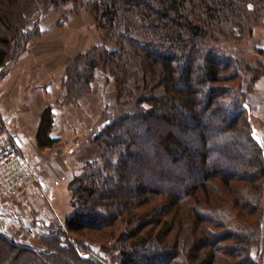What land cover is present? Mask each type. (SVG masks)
<instances>
[{"label": "trees", "instance_id": "1", "mask_svg": "<svg viewBox=\"0 0 264 264\" xmlns=\"http://www.w3.org/2000/svg\"><path fill=\"white\" fill-rule=\"evenodd\" d=\"M68 4L102 42L68 65L61 103L75 108L98 70L116 103L90 132L100 159L69 183L73 211L43 248L8 233L0 212V264H108L86 251L89 234L114 240L118 264H264V147L246 102L264 65L227 50L253 36L264 0H0V71L41 33L40 15ZM54 120L48 106L41 148L58 141Z\"/></svg>", "mask_w": 264, "mask_h": 264}, {"label": "crops", "instance_id": "2", "mask_svg": "<svg viewBox=\"0 0 264 264\" xmlns=\"http://www.w3.org/2000/svg\"><path fill=\"white\" fill-rule=\"evenodd\" d=\"M58 22V18L41 21L42 35L32 40L26 53L0 77V115L21 140L24 153L36 166L44 189L30 186L12 198L29 202L34 200L32 193L41 191L51 205L64 194L63 186L71 181L73 174H79L85 163L100 158L98 146L88 136L104 110L116 103L114 81L103 71L96 72L91 92L80 100L74 114L59 103L67 66L90 47L100 44L101 37L89 12L68 15L61 25ZM253 38L255 47L264 50V18L263 26L255 29ZM247 96V105L253 106L264 124V77L254 83ZM48 106L55 115L51 136L58 141L52 147L41 148L37 132L42 113ZM261 129L264 130V126ZM257 140L264 145V136H257ZM28 215L19 216L27 222Z\"/></svg>", "mask_w": 264, "mask_h": 264}, {"label": "rangeland", "instance_id": "3", "mask_svg": "<svg viewBox=\"0 0 264 264\" xmlns=\"http://www.w3.org/2000/svg\"><path fill=\"white\" fill-rule=\"evenodd\" d=\"M83 12H87V11H81L79 13L72 12V6L68 4L56 10H52L51 8L48 12L44 13L43 15H40L37 20L39 21V23H41V21H43L44 19H48V22H50L51 20L55 21L58 18L59 20L58 24L60 23L62 24L65 18L68 17V15L81 14ZM94 24H95V21H94ZM262 26H263V21L257 28H260ZM41 35L42 34L40 33L39 35L33 36L29 39L27 48L24 54L26 53L28 49L29 43ZM101 42H102V38H101ZM255 42L256 40H254L253 36L250 38L244 39L242 41H239V42L230 41L228 43L227 50L229 52H232L239 60H244L245 63L248 64L249 67L252 68L254 71H259L263 69L264 56H261V54L259 53V50H263V49L256 48ZM109 47L113 48L114 46L110 45ZM18 59L10 61L5 66V68L2 69V71H0V77L4 71L6 72V69L9 67V65L17 61ZM98 71H101V70H98ZM250 76L251 75L246 74L245 76L246 82L249 81ZM262 77H264V75ZM62 95H63V90H62ZM86 95H84L83 97H85ZM247 97L248 96H246V98ZM253 98L255 99V97ZM59 103L63 106H67V105L62 104L61 100ZM78 106L79 104L75 108H71L67 106L71 110V115L74 114ZM111 107L112 106L107 107L106 109H110ZM249 108L251 109L250 111L252 114V122L254 124L255 136L256 138L257 136L262 137L264 136V130H262L261 128L264 126V124L256 116L257 112H255L253 106ZM88 137H89L88 139H90V134ZM99 152H100V157H101L100 149H99ZM83 167L80 170L79 174L82 172ZM67 169L68 167L65 166L64 171L67 172ZM73 175L74 176L71 178V180L78 174H73ZM69 183L66 186H63L65 188V192H64L65 195L62 193L60 195V198L57 197L56 200H53V205L49 203V201L46 199V197L41 191H39L38 193H32V195L34 196V200L33 201L30 200L29 202H25L24 200H17V199L12 198V196L15 195L16 193H9V192L1 193L2 198L0 201V212L2 214L1 219H2V222L4 224L6 231L20 242L30 244L36 248H43V245L41 244V235L49 231L47 226L49 227L52 224V222H55V221L63 222L64 218L70 215L73 211V207L71 205L72 192L69 189ZM27 188L28 187L24 189H27ZM35 194H38V196H36ZM263 207H264V198H263ZM24 214H29L27 217V222L29 220L35 222V225H33L34 227L32 229L24 228L22 226V222L20 220H17L16 216H19V215L22 216ZM20 219L23 220L22 217H20ZM42 224L46 226V230H43L42 228L39 227V225L41 226ZM81 240L83 241V246L86 248V251L90 253H94L96 256H99L101 259L105 260L108 264H118L119 252L114 249V240L111 241L112 239L110 240L109 237H106V236L102 237L97 234L86 235L82 237Z\"/></svg>", "mask_w": 264, "mask_h": 264}, {"label": "built area", "instance_id": "4", "mask_svg": "<svg viewBox=\"0 0 264 264\" xmlns=\"http://www.w3.org/2000/svg\"><path fill=\"white\" fill-rule=\"evenodd\" d=\"M30 186L43 189L38 170L25 155L21 140L0 115V201L1 193H18Z\"/></svg>", "mask_w": 264, "mask_h": 264}]
</instances>
